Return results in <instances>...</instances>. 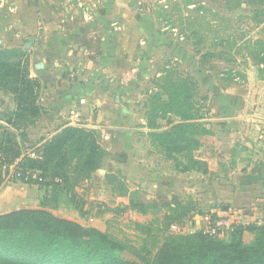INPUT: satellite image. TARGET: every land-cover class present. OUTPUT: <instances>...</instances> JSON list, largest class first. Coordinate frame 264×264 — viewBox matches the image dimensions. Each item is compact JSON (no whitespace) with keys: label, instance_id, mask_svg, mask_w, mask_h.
<instances>
[{"label":"trees","instance_id":"1","mask_svg":"<svg viewBox=\"0 0 264 264\" xmlns=\"http://www.w3.org/2000/svg\"><path fill=\"white\" fill-rule=\"evenodd\" d=\"M259 1L264 4V0ZM156 16L159 19L158 13ZM253 16L258 27L264 25V7L254 11ZM181 34L188 40V34ZM222 41L225 44L219 47L235 45L232 36ZM254 47L258 48L249 53L248 59L264 79V41L254 42ZM195 54L201 58L207 55ZM31 67L27 51L0 49V91L12 96L16 106L0 115L6 124H0V184L10 173V166L16 164L21 182L45 188L41 209L0 215V264H264V225L234 224L226 240L203 230L167 233L172 226L193 219L198 213L196 204L184 203L175 196L167 203L161 199L141 200L120 172H108L106 178L120 198L129 200L126 210L144 216L166 210L150 224L132 222L141 232L138 244L49 212V208L57 209L66 200L76 208L83 205L78 201L77 187L103 168L107 152L99 131L72 126L34 145L30 153L25 152L27 144L32 145L26 130L35 126L44 113L42 92L55 81L48 69H36V77L32 76ZM161 77L159 81L166 83L146 112L151 146L167 161H175L177 171L205 176L208 165L196 159L195 153L211 132L196 110V86L190 78H175V73ZM231 78L232 74H227L224 80ZM218 220L213 216L211 222ZM248 234L254 235L251 243L245 242Z\"/></svg>","mask_w":264,"mask_h":264},{"label":"crops","instance_id":"2","mask_svg":"<svg viewBox=\"0 0 264 264\" xmlns=\"http://www.w3.org/2000/svg\"><path fill=\"white\" fill-rule=\"evenodd\" d=\"M7 1L8 6L0 9V49H23L31 57H39L42 67L55 78L42 95L56 128L72 121L88 126L84 122L90 117V126L95 128L98 111H120L126 116V102L133 101L134 94L141 95L146 82L161 77L162 73L151 69L144 73L161 49L178 57L183 53L196 63L191 50H182L181 42L167 38L166 28L147 0L144 7L139 6L140 0ZM191 75L201 76L206 85L204 99L208 106L201 122L211 135L202 139L203 146L195 157L208 165V174L202 176L213 194L205 205L208 215L202 218L194 214L193 220L208 225L213 216L222 219L246 213L252 221L257 209L244 210L248 202L264 207V79L257 69L252 70L246 73L247 84L252 87L244 89L225 85L206 71H193ZM15 107L14 100L0 92V112ZM142 109L145 117L139 120L140 126L146 128L147 106ZM114 117L112 114L108 119ZM50 132L47 135L51 137ZM148 133V129L142 133L143 144L148 147L146 155L130 149L128 166L133 167L134 176L137 169L144 170L143 161L154 151L146 139ZM124 175L134 180L125 169ZM32 188L18 181L3 187L0 215L21 210L16 209L20 200L35 199L37 189L31 192Z\"/></svg>","mask_w":264,"mask_h":264},{"label":"rangeland","instance_id":"3","mask_svg":"<svg viewBox=\"0 0 264 264\" xmlns=\"http://www.w3.org/2000/svg\"><path fill=\"white\" fill-rule=\"evenodd\" d=\"M145 1L140 0L139 6L144 7ZM148 3L149 7L158 13V20L162 26L165 28L168 27L166 29L167 38L173 42H181L182 50H191L194 54L196 51L199 55L207 53V55L201 58L195 54V63L192 59L190 61L183 53L178 57L177 54L169 53L171 51L163 53L161 52L163 49H161L157 55H154L153 60L144 70L145 74L149 73V69H151V72L156 71L158 74L162 73L161 76L175 73V78L177 76L190 78L196 86L194 102L199 116L204 115L208 106L204 99V88L206 85L205 80L201 76L191 75L193 71L194 73L201 71L211 73L218 79H221L225 85L238 86L244 89H250L252 87L251 84H247L246 73L257 68L248 59L250 58L249 53L253 52L254 48H258L254 47V42L258 40L264 41V25L258 27L254 21V16L252 17V13L264 7L262 2L259 0H149L148 2L147 0L146 4ZM182 31L188 34V40L183 39L186 35H182ZM194 32L196 35L192 36ZM230 36L234 38L235 45L230 44L227 47H219L224 42L222 40ZM199 43H203V45L199 47ZM168 48L170 49L171 46L166 47V50ZM31 64V74L36 77V67H38L37 69L44 68H39L42 63H40L39 57L36 56L31 57ZM32 71H34V74ZM227 74H232L233 79L224 80L225 77L227 78ZM50 77L54 78L52 74H50ZM260 78L263 80L261 76ZM146 83L148 84L143 88L141 95L134 94L132 96L133 101L126 102L128 111L126 116L121 114L120 111H98V120L95 128L90 126L91 117L84 122L88 126H82L72 121L62 127L56 128L53 116L47 113L44 107V99L46 97L44 98V94L40 97L44 113L37 120L35 126L29 127L26 130L29 142L32 145L28 143L25 152L28 150L30 153L34 145L42 144L43 141L56 135L54 133L71 126L96 129L99 131L101 134V142L107 152L103 168L94 174L91 180L81 182L77 187L78 201L81 200L83 205L76 208L75 205L69 203V200L63 201L57 209H48L56 217L76 222L86 228L109 232L120 239L129 238L138 244L142 238L141 232L132 222L145 225L150 224L156 216H162L166 210H162L156 216H152V214L144 216L126 210V206L129 205V200L120 198L119 194L113 190V187L106 178L108 172H120L124 175V169L128 176L134 178L133 181H129L126 176L130 190L137 192L141 200L151 202L155 199H161L167 203L172 201V198L175 196L184 203L196 204L197 210L195 211L198 212L197 214H200L202 211V218L208 215L209 207L205 205L209 203L213 194L205 187L210 183H206V179L201 174L181 173L177 171L175 169L177 163L172 160H163L164 156L156 152L155 149L152 152L150 151L151 154L146 157L147 160L143 161L144 170H136V176H134L135 172L133 167L130 168L128 166V157L131 156L130 149L132 151H141L144 155L148 153V147L143 144L145 142V136H142V133L144 134V131L146 132L148 128L147 126L146 128L140 126L141 117H145V111L142 108L144 105L149 108L151 107V100L155 98L157 93L161 92L159 88L162 84L166 83V80L162 82V80L159 81V78H155L153 81ZM7 96L13 101L12 96ZM164 99L167 100L166 97ZM5 100L7 101V99ZM134 101L136 105L133 103ZM117 107L120 108L119 105ZM1 113L3 112H0V115ZM112 114L115 116L114 119H108ZM115 119L116 121H114ZM48 132L52 135L51 137L47 135ZM149 132L151 131L149 130ZM146 139H148L147 136ZM162 157L163 159H161ZM135 162L137 161L135 160ZM15 165L10 166V173L0 184V190L8 185H15L17 181L21 182L19 180L20 176L16 174L17 170ZM137 165L139 166L140 164L137 163ZM140 166L143 165L141 164ZM26 185H32L37 189L36 197L34 199L31 196L32 198L29 201L25 197L27 200L25 199L26 201L24 203L20 200L21 203L16 205V209H41L45 188L33 184ZM34 188L30 191L33 192ZM248 203L247 207L243 208L244 210L257 209V215L251 222L264 221V207H259L258 205L260 203L255 201ZM216 223L210 221L206 225L203 220L195 222L191 218L182 224L172 226L167 233L191 234L202 230L206 232L211 224ZM260 225L264 224L261 223ZM223 226L219 228L216 224L214 227L217 228V236L220 239L226 240L229 237L230 229L225 225ZM253 238V234H248L246 235L245 242L251 243Z\"/></svg>","mask_w":264,"mask_h":264},{"label":"built area","instance_id":"4","mask_svg":"<svg viewBox=\"0 0 264 264\" xmlns=\"http://www.w3.org/2000/svg\"><path fill=\"white\" fill-rule=\"evenodd\" d=\"M7 6H8V1L7 0H0V9H1V11L4 10ZM249 223H251V221H249V217L247 216V214H241L239 217L222 218V219L218 220L216 224H217V227H219V228L221 226L225 225V226H227L230 229L232 227V225H234V224L246 225V224H249ZM257 223L258 224H261V223L264 224V221L259 220ZM216 224H211L209 226L210 228L205 233L215 236L214 234H216L217 228L214 227V226ZM216 236H217V234H216Z\"/></svg>","mask_w":264,"mask_h":264},{"label":"water","instance_id":"5","mask_svg":"<svg viewBox=\"0 0 264 264\" xmlns=\"http://www.w3.org/2000/svg\"><path fill=\"white\" fill-rule=\"evenodd\" d=\"M42 67V65H40V67L39 68H41Z\"/></svg>","mask_w":264,"mask_h":264}]
</instances>
